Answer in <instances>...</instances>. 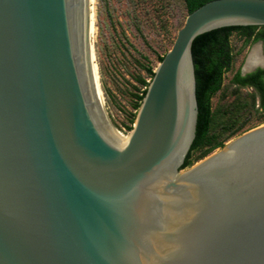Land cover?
Instances as JSON below:
<instances>
[{
    "label": "water",
    "instance_id": "obj_1",
    "mask_svg": "<svg viewBox=\"0 0 264 264\" xmlns=\"http://www.w3.org/2000/svg\"><path fill=\"white\" fill-rule=\"evenodd\" d=\"M264 0L188 12L127 136L101 105L90 0H0V264H264V124L182 168L191 46Z\"/></svg>",
    "mask_w": 264,
    "mask_h": 264
},
{
    "label": "rangeland",
    "instance_id": "obj_2",
    "mask_svg": "<svg viewBox=\"0 0 264 264\" xmlns=\"http://www.w3.org/2000/svg\"><path fill=\"white\" fill-rule=\"evenodd\" d=\"M93 7L94 27L90 40L104 109L113 126L122 135H127L138 109L135 108L138 103L136 95H140L146 87L140 79L145 82L151 80L149 71L155 70L160 57L171 48L187 10L184 0H95ZM229 43L233 59L230 68L223 74L221 88L211 97V109L218 114L227 108L233 109L237 100L244 103L233 114L236 118V133L224 144L264 124V110L259 106L258 97H253L254 91L248 86L232 82L236 71L245 74L258 66H264L262 42L245 41L244 36L233 31ZM255 45L259 48L263 64L243 69ZM206 153L207 148L192 150V165L206 157L203 156Z\"/></svg>",
    "mask_w": 264,
    "mask_h": 264
},
{
    "label": "trees",
    "instance_id": "obj_3",
    "mask_svg": "<svg viewBox=\"0 0 264 264\" xmlns=\"http://www.w3.org/2000/svg\"><path fill=\"white\" fill-rule=\"evenodd\" d=\"M209 0H184L188 12L193 11ZM233 31H238L244 36L245 41L262 40L264 42V25L226 26L215 28L197 35L191 46L192 58L196 79V99H197V121L195 136L190 149L184 159L182 168L192 165L190 154L192 150L207 148V155L212 150L222 147L224 142L236 133V118L233 114L243 106L244 102L237 100L233 104V109L218 112L211 109V97L221 88L222 78L233 59L229 36ZM163 56L160 57V60ZM151 77L153 76L152 71ZM264 68L257 67L254 71L241 75L236 71L232 77V82L239 86L253 85L256 89L253 97L259 99V106L264 110ZM140 82L147 87L148 82L140 79ZM146 87L140 95H136L138 103L136 109L145 94ZM239 98V97H238ZM221 116H219L220 114ZM218 115V116H217ZM226 116L225 119H222ZM219 119L217 122L216 120ZM215 127H218L215 129Z\"/></svg>",
    "mask_w": 264,
    "mask_h": 264
},
{
    "label": "bare ground",
    "instance_id": "obj_4",
    "mask_svg": "<svg viewBox=\"0 0 264 264\" xmlns=\"http://www.w3.org/2000/svg\"><path fill=\"white\" fill-rule=\"evenodd\" d=\"M95 0H90V33L94 27V11H93V4H94ZM91 43V40H90ZM91 54H92V59H93V65H94V71H95V77H96V83H97V89H98V94H99V98H100V102L101 105L104 106V101L102 99L101 96V91H100V86H99V80H98V72H97V67L96 64L94 62V52H93V46L91 43ZM263 64V60L260 56V52H259V48L257 45H255L252 50L249 52L245 63H244V67L243 69H247V68H251V67H255L257 65H261ZM121 136H127V135H122L120 133Z\"/></svg>",
    "mask_w": 264,
    "mask_h": 264
},
{
    "label": "flooded vegetation",
    "instance_id": "obj_5",
    "mask_svg": "<svg viewBox=\"0 0 264 264\" xmlns=\"http://www.w3.org/2000/svg\"><path fill=\"white\" fill-rule=\"evenodd\" d=\"M261 42H262V51H263V54H264V42L262 41V40H260ZM258 67H261V68H264V66H258ZM257 68V67H256ZM256 68H254L253 70H251V71H248L247 73H250V72H252V71H254ZM247 73H245V74H242V73H240L241 75H246ZM263 80H264V75H263ZM247 86L248 87H250L253 91H255V87L253 86V85H251V84H247Z\"/></svg>",
    "mask_w": 264,
    "mask_h": 264
}]
</instances>
